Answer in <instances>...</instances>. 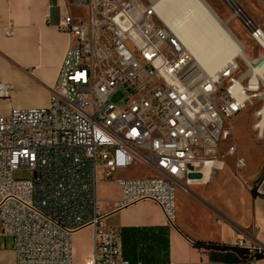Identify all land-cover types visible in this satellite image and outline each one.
Segmentation results:
<instances>
[{"label": "built area", "instance_id": "2783aa9c", "mask_svg": "<svg viewBox=\"0 0 264 264\" xmlns=\"http://www.w3.org/2000/svg\"><path fill=\"white\" fill-rule=\"evenodd\" d=\"M72 1L88 13L60 22L72 45L50 105L0 114V235L13 238L11 264H76L72 236L89 226L94 252L84 264H133L118 231L106 225L100 168L106 177L135 162L153 170L151 177L116 179L121 198L113 206L152 200L174 225L175 192L187 190L188 164L217 156L233 136L235 116L254 109L253 129L264 139V78L254 69L260 62L239 54L202 76L158 16L156 0ZM240 13L264 51L263 29ZM11 92L0 82V97ZM236 149L230 143L227 152ZM245 165L238 157L236 168ZM23 168L29 177H16ZM250 250L264 255V245Z\"/></svg>", "mask_w": 264, "mask_h": 264}, {"label": "crops", "instance_id": "0c3cea01", "mask_svg": "<svg viewBox=\"0 0 264 264\" xmlns=\"http://www.w3.org/2000/svg\"><path fill=\"white\" fill-rule=\"evenodd\" d=\"M244 1L264 31V0ZM81 8L72 0H0V82L12 87L10 98L0 97V114L50 105L72 45L71 35L60 28V22L67 15L79 18ZM254 122L255 118L252 135L240 132L237 139L234 130L212 161L188 164L187 190L177 187L175 192L174 225H169L162 208L152 200L120 209L113 206L121 198L116 179L153 176L146 165L135 162L112 177L99 179L105 222L118 231L124 258L133 264H245L251 260L264 264V255L250 250L264 245V139L258 138ZM230 143L237 147L233 155L227 152ZM238 157L246 162L240 171ZM94 237L91 226L73 234L76 264H84L93 255Z\"/></svg>", "mask_w": 264, "mask_h": 264}, {"label": "bare ground", "instance_id": "6f19581e", "mask_svg": "<svg viewBox=\"0 0 264 264\" xmlns=\"http://www.w3.org/2000/svg\"><path fill=\"white\" fill-rule=\"evenodd\" d=\"M228 2L234 5V1ZM154 8L162 22L190 52L200 75H214L239 54L248 57L244 43L206 0H156ZM236 14H241L239 8ZM259 40L264 46V36ZM247 61L260 62L254 69L264 78V51ZM261 125L264 128V120Z\"/></svg>", "mask_w": 264, "mask_h": 264}, {"label": "rangeland", "instance_id": "374dc122", "mask_svg": "<svg viewBox=\"0 0 264 264\" xmlns=\"http://www.w3.org/2000/svg\"><path fill=\"white\" fill-rule=\"evenodd\" d=\"M232 1H234L233 6H231L228 0H206L212 10H214V12L222 18L223 22L230 26L231 30L235 33V35H237L239 39L244 43L247 50V56L251 59H254L263 50L251 38L249 32L244 26L242 18L236 14V10L239 8L242 11L243 16L250 17L256 22L255 15L250 11L244 0ZM81 9L83 15H87L88 8L82 7ZM115 100H117V98H115ZM253 111L254 109L250 107L246 111L241 112L232 119L237 139L238 133L240 132H245L250 135L253 134V131L251 129V124L254 119ZM29 175V171L24 168L16 173V177L20 178H27L29 177ZM98 175L100 178L103 176V171L101 168L98 171ZM15 261L16 251L13 247V238L8 235H0V263L11 264Z\"/></svg>", "mask_w": 264, "mask_h": 264}, {"label": "trees", "instance_id": "16d2710c", "mask_svg": "<svg viewBox=\"0 0 264 264\" xmlns=\"http://www.w3.org/2000/svg\"><path fill=\"white\" fill-rule=\"evenodd\" d=\"M241 252L244 253V254H247L246 250L241 249Z\"/></svg>", "mask_w": 264, "mask_h": 264}]
</instances>
